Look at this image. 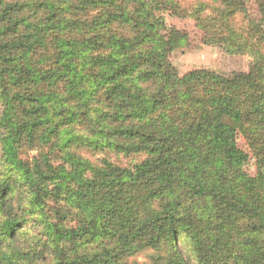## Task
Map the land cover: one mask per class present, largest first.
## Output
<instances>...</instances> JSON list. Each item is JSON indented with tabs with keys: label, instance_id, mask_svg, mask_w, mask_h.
Here are the masks:
<instances>
[{
	"label": "trees",
	"instance_id": "1",
	"mask_svg": "<svg viewBox=\"0 0 264 264\" xmlns=\"http://www.w3.org/2000/svg\"><path fill=\"white\" fill-rule=\"evenodd\" d=\"M0 160V264H264V0H0Z\"/></svg>",
	"mask_w": 264,
	"mask_h": 264
},
{
	"label": "rangeland",
	"instance_id": "2",
	"mask_svg": "<svg viewBox=\"0 0 264 264\" xmlns=\"http://www.w3.org/2000/svg\"><path fill=\"white\" fill-rule=\"evenodd\" d=\"M183 2L187 6H191L193 4V0H183ZM167 24L169 27L176 28L188 35V44L180 49H177L173 53H170L168 56L169 61L178 70L180 76H184L191 71L199 69H206L224 76L249 71L252 63V58L249 55L242 54L238 56H229L217 47L205 45L203 43V32L197 28L192 19H175L167 17ZM239 146L244 152L248 153L251 158L246 166L247 173L250 176H256L258 173L256 161L243 139L239 140ZM33 155L34 153L29 154L30 157ZM25 158L27 157L25 156ZM111 159L118 165L133 167L137 163L141 162L143 157L111 155ZM30 246L31 245L28 243L21 242L19 248L24 253H30L37 250L36 243L32 245V248H29ZM183 249L186 251L184 247ZM25 264H47V262L41 260L39 257L37 260H30Z\"/></svg>",
	"mask_w": 264,
	"mask_h": 264
}]
</instances>
